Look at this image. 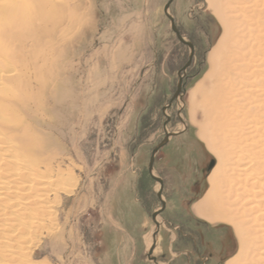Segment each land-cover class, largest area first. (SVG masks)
<instances>
[{
	"label": "rangeland",
	"instance_id": "1",
	"mask_svg": "<svg viewBox=\"0 0 264 264\" xmlns=\"http://www.w3.org/2000/svg\"><path fill=\"white\" fill-rule=\"evenodd\" d=\"M168 1L54 2L46 35L29 49L30 100L19 116L36 143V161L53 175L72 172L76 184L70 194L50 198L55 223L46 220L35 237L31 261L13 264H155L147 254L153 246L160 247L152 253L157 264H225L239 252L230 226L192 213L217 163L199 136L212 101L193 92L224 28L207 0L172 2L169 14L194 47L183 75L189 49L171 33L163 12ZM254 52L252 45L244 51L249 58ZM179 75V99L165 109ZM165 132L175 135L152 162L165 202L155 244L151 214L161 209L160 189L148 162Z\"/></svg>",
	"mask_w": 264,
	"mask_h": 264
},
{
	"label": "bare ground",
	"instance_id": "2",
	"mask_svg": "<svg viewBox=\"0 0 264 264\" xmlns=\"http://www.w3.org/2000/svg\"><path fill=\"white\" fill-rule=\"evenodd\" d=\"M55 1L0 0V264L31 261L35 237L46 229V220L55 223L51 197L70 194L76 184L72 172L58 169L53 175L52 168L36 161V143L25 135L19 116L30 100L29 49L46 35ZM207 1L224 32L193 95L212 101L199 136L217 163L192 213L232 228L240 249L225 264H264V0ZM248 45L256 49L250 58L244 53ZM251 169L257 175L253 192L247 178ZM250 192L257 201L249 200Z\"/></svg>",
	"mask_w": 264,
	"mask_h": 264
},
{
	"label": "water",
	"instance_id": "3",
	"mask_svg": "<svg viewBox=\"0 0 264 264\" xmlns=\"http://www.w3.org/2000/svg\"><path fill=\"white\" fill-rule=\"evenodd\" d=\"M173 1L174 0H169L168 3H166V5L164 6L163 12H164V15L167 18V20H169V22H170L171 33H173L175 35L176 39L178 40L179 43H181V45H184L189 49L188 61L186 62L184 67L180 70L184 75L185 70H187L189 68V66L191 65V62L193 59L192 57H194V48H193V45H191V43L185 41L184 38L181 36L180 32H178V29L175 26L174 20H172V16L169 14V8H170L169 6L172 4ZM182 79H183V76L179 75V81L177 83L176 92H175L174 96H172V99L170 100L168 106L165 109H167L172 104V102L178 98L180 91H181V87H182V84H181L183 82ZM167 121H168V118H167ZM166 123L167 122L163 123L164 124L163 125L164 130H166ZM173 135H175V134H173ZM173 135L165 132L163 141L157 147L152 149L153 151L151 153L150 160L148 162L149 163L148 164V174L159 185L158 189H160L158 194H157V198L159 199V202L161 203V209L154 212L153 214H151L152 215V222L155 226L154 228H156L154 236L159 235V228H158L159 226L155 222V219L163 211V209L165 207V203L162 202L163 183L158 178L153 176V163L152 162H154L155 155L158 153L159 149L163 148L168 143L169 138H171V136H173ZM154 249H155V246L151 247L147 254H148V259L151 260L152 262H154L155 264H157L155 258L152 257V253L154 252Z\"/></svg>",
	"mask_w": 264,
	"mask_h": 264
},
{
	"label": "crops",
	"instance_id": "4",
	"mask_svg": "<svg viewBox=\"0 0 264 264\" xmlns=\"http://www.w3.org/2000/svg\"><path fill=\"white\" fill-rule=\"evenodd\" d=\"M200 259V258H199ZM207 261H209V258H208V260ZM224 262H226V259L224 260Z\"/></svg>",
	"mask_w": 264,
	"mask_h": 264
},
{
	"label": "flooded vegetation",
	"instance_id": "5",
	"mask_svg": "<svg viewBox=\"0 0 264 264\" xmlns=\"http://www.w3.org/2000/svg\"><path fill=\"white\" fill-rule=\"evenodd\" d=\"M158 242H159V240H158Z\"/></svg>",
	"mask_w": 264,
	"mask_h": 264
},
{
	"label": "trees",
	"instance_id": "6",
	"mask_svg": "<svg viewBox=\"0 0 264 264\" xmlns=\"http://www.w3.org/2000/svg\"><path fill=\"white\" fill-rule=\"evenodd\" d=\"M152 179V178H151Z\"/></svg>",
	"mask_w": 264,
	"mask_h": 264
}]
</instances>
